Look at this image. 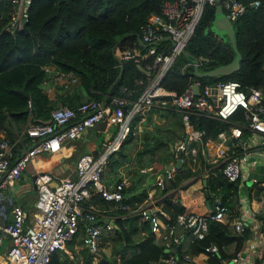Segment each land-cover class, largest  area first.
Wrapping results in <instances>:
<instances>
[{
    "label": "built area",
    "instance_id": "1",
    "mask_svg": "<svg viewBox=\"0 0 264 264\" xmlns=\"http://www.w3.org/2000/svg\"><path fill=\"white\" fill-rule=\"evenodd\" d=\"M6 1L12 8L4 29L13 34L27 20L31 0ZM260 1L252 0L250 5L255 7ZM217 2L232 24L243 15L248 5L243 0H164L160 11L148 13L139 27L138 37L143 44L138 38L137 42L145 50L134 41L116 50L119 66L122 60L130 58L147 60L143 66L146 82L135 99L115 95L105 102L91 98L75 107L61 104L51 110L50 118L44 122L27 120L20 131H15L12 139L0 135V247L7 241L0 251V264H49L55 251H67V242L77 233L81 218L92 221L98 218L94 211L84 210L86 199L94 193L109 201L123 198L126 177L106 183L103 175L108 157L128 133L130 121L146 108L157 106L180 114L185 136L173 147V154L182 163L194 164L200 158L210 160L211 165L219 168L228 180L240 181L238 187L246 184L245 179L256 165L264 164V87L244 90L240 82L233 79L202 86L193 80L181 92L162 85L164 75L186 48L205 7ZM199 63L198 58H191L185 61L182 69L189 65L199 66ZM43 67L49 71L52 81L64 88L78 82V75L72 70L62 71L53 64ZM134 81L141 84L144 78H135ZM194 83L200 86L198 94L193 90ZM45 89L49 91L51 87ZM164 95L169 97L163 98ZM235 112L237 115L231 124L213 136H206L205 130L196 126L198 117L228 121ZM102 119H106L107 124L116 123L118 129L97 153L85 152L78 156L74 177L55 182L51 171L36 170L37 198L32 211L14 201L7 189L13 188L21 171L36 155L60 150L66 140L81 137L85 129ZM210 146L214 155L207 153ZM171 178L172 171L168 170L156 176L155 185L164 187ZM150 202L138 210L150 221L152 231L160 235L166 246L179 243L186 231L195 238H202L207 232L209 219H226L227 205L219 196L214 198L212 210L206 213L184 210L176 215L174 222H169V215L161 206H152ZM245 222V213L238 211L234 229L242 230ZM112 226V222L105 221L85 227L83 245L94 257L100 250V235ZM178 226L181 233L177 232ZM257 244L258 240H254L252 246ZM216 250L217 246L211 244L204 252L208 254ZM184 259L188 260V255ZM241 259L240 252L232 258L233 262ZM162 260L164 264L178 261L174 256Z\"/></svg>",
    "mask_w": 264,
    "mask_h": 264
},
{
    "label": "trees",
    "instance_id": "2",
    "mask_svg": "<svg viewBox=\"0 0 264 264\" xmlns=\"http://www.w3.org/2000/svg\"><path fill=\"white\" fill-rule=\"evenodd\" d=\"M163 1L31 0L27 20L13 34L4 29L10 18V2L0 1L9 3H3L5 8L0 15V127H5L12 139L16 135L15 131H20L27 120L44 122L50 118L51 110L60 104L75 107L87 99L109 100L115 95L135 99L146 82L143 66L147 60L130 58L122 60L119 66L115 52L133 41L145 50L137 42L139 27L148 13L160 11ZM243 1L248 3L246 11L233 22L237 46L241 52L239 67L226 75L196 76L192 66L182 69L185 61L191 57L180 54L162 79L164 87L181 92L193 80L202 86L231 79L239 81L244 90L264 87V0L255 7L250 5L252 0ZM214 10L213 5L205 7L186 44L188 52L199 59L200 70H208L231 60L226 49L229 45L211 28ZM125 34L127 36L119 40ZM47 64H53L62 71H74L79 77L78 83L69 88L57 86L54 97H50L44 89L50 78L49 71L43 67ZM135 78H144V81L138 84L135 83ZM169 112L174 116L173 122L180 123V114L171 109ZM237 112L228 121L198 117L196 126L204 129L206 136H213L220 129L227 128L236 118ZM139 118V115L134 118L119 147L109 155L106 164L109 172H116L122 161L126 157L130 158L126 149L130 148L135 139L133 125ZM181 134L176 136H182ZM142 137L149 155H159V161L168 160L173 155L168 142L163 141L155 132L145 131ZM143 153L145 152L141 151L138 157ZM151 160L139 162L144 165ZM140 175L135 180L131 179L122 189L123 198L115 202L118 212L115 222L119 236L126 245H135L134 233L143 231L145 234L137 240L130 254L122 255L118 264H163L161 258L169 256L171 252L166 251L165 246L154 239L150 221L138 210V203L147 195L145 186L136 190L141 183ZM205 187L210 207H213L214 198L219 196L227 205L226 214L229 219H209L207 232L202 238L190 241L188 251L180 249L173 253L181 264H194L193 261L185 263V253L199 254L211 244H215L217 250L208 252L207 263L228 264V260L241 250L249 236L248 227L236 231L233 226L238 213L234 207L238 181L228 180L216 167L209 169ZM122 204L128 205V209L122 208ZM160 204L168 213L169 222H174L176 215L185 209L181 202L168 196L162 197ZM127 211L129 213L122 217L121 214ZM55 252L51 255L49 264H64Z\"/></svg>",
    "mask_w": 264,
    "mask_h": 264
},
{
    "label": "crops",
    "instance_id": "3",
    "mask_svg": "<svg viewBox=\"0 0 264 264\" xmlns=\"http://www.w3.org/2000/svg\"><path fill=\"white\" fill-rule=\"evenodd\" d=\"M0 3V15H2L5 8V4L3 3H6V5L9 3ZM47 82L48 84L44 87V89L47 87H51L49 91H46V89L45 91L48 95H50V97H54L57 86L62 85L58 82L52 81L51 78H49ZM77 83L78 82L72 84L71 86ZM101 100L105 102L107 99L104 98ZM164 111L168 110L166 108H162L160 110L158 107L155 106L146 108L145 110L137 114L140 116V118L136 122H139L140 119L145 116L146 112H149L150 114L151 112L164 113ZM137 115H135V117ZM134 118L130 121L129 127L131 126V123L133 122ZM167 118H172L173 121L174 116L169 113L167 114ZM153 124L156 125L157 122L153 121ZM181 128L182 139L185 136V130L183 125ZM117 129L118 125L115 131L109 130V124H107L105 129L102 131L94 130L89 127L85 132H83V135L81 137L66 140L62 144L60 150L54 153L39 154L33 159L32 162L27 165L25 169L21 171L20 177L14 182L13 188L8 187V192L12 195L14 201L20 202L22 205H24L27 210L32 211V208L34 207V203L37 198L36 191L34 192L32 186V181L36 170L51 171L54 175L55 182L61 178L74 177L76 173L75 163L78 156L84 152L97 153L98 150H100L104 146L107 141V138L115 134ZM0 135L9 137L7 129L5 127H0ZM141 144L142 148L140 149L139 153L141 151L148 152V149H146L144 143L141 142ZM139 153L135 156V160L129 159L128 162H125L124 166H127L125 167L126 170H124V166L121 168H119V166L116 172H111L110 170V177L105 180L103 178V180L105 182L107 181V183H114L117 180H120L122 177H126L127 184L125 186H127L131 179H137L138 175H140L138 173H144L140 175L142 177L141 183L139 184V187H136V190L142 188V186H145L144 188L147 191V195L140 203H138L139 207L147 205L150 201V205L159 207L161 206L160 202L162 197L168 196L174 200H178L179 202H181L185 208L184 210H193L200 213H206L212 210L213 207H210V202L209 204H207L206 202V200L209 199L206 197L207 192H205V190H207L205 187L206 177L208 175L207 170L216 168L213 167V164L211 165L212 162L210 160L202 159L199 164L194 163L193 166H189V162H185L182 163V166H185L186 168H183L182 166H175V162L177 161V159L175 158L174 154L168 160L165 159L159 161L160 158H158L159 155L157 154H150L148 156H145L146 154L143 153L138 157ZM207 153H209V155H214L213 147H208ZM154 155H157V157ZM151 157H153L151 162H147L144 165L139 162L145 160L146 158L149 159ZM136 161L139 164H137ZM169 164H172V167L170 169L167 168ZM106 170L107 165L105 171ZM168 170L172 171V178L169 181H166L164 187H159L155 185L156 176L164 174ZM238 184H240V181ZM23 185L28 187H23ZM125 186L123 187V189L125 188ZM28 189H31L36 195L31 204H27L26 195H22V191H27ZM115 202L118 201H111V203ZM111 203L103 201L97 193H94L90 198L86 199V201L83 203L84 210L94 211L95 213H97L98 218L94 221L90 219L87 220L86 218H81L77 233L73 236L71 240L67 242V251L58 250L55 252L64 264H114V262H116L115 264H118L119 260L122 258V255L125 256L127 254H130L132 249L135 248L137 240L143 234H145V232L141 231L138 233H134L133 238L135 241V245H126L123 241V238L119 236V233L117 231V224L115 222V217L118 216L117 204ZM121 207L128 209V205L126 204H122ZM234 207H236L235 209L237 210V212L243 211L245 213V227H248L249 229V236L245 239L241 250L238 251L240 252V255L243 257V259L238 260L237 262H233L232 259H229L228 264H264V164H258L257 166H255L251 170L246 184L242 183L239 186L238 195L236 196V202ZM129 211L121 214V216L125 217L129 213ZM226 219H229V215H226ZM226 219L220 221H226ZM105 221L112 222L113 226L110 229L103 231L100 235V250L98 252V255L94 257L89 252L87 247L83 245L82 238L85 233V227L89 224L102 223ZM181 231L182 229L178 226L177 232L181 233ZM110 234L114 235L110 236L109 239H114L119 242L118 248L114 249L113 245H111L112 247L110 246L111 251L109 246H103L101 244L102 237ZM153 234L154 239L159 243L163 244L165 246L166 251L171 252L169 256L174 257H176V255L173 253L178 252V250L180 249H187L185 251H188V245L190 244V241L195 238L190 232L186 231L183 232L182 239L179 243H171L169 244V246H166L165 243L161 240L162 238L159 234L154 232ZM104 239H107V237H105ZM254 240H258V244L252 246ZM122 247L123 249L121 250ZM114 251L117 253H113ZM185 255H188V260L184 259ZM185 255L183 256V260L185 261V263L193 261L194 264H208V254H206L204 251L196 255H191L190 253H185ZM162 258L161 261H163ZM176 264H181V262L178 261V263Z\"/></svg>",
    "mask_w": 264,
    "mask_h": 264
},
{
    "label": "rangeland",
    "instance_id": "4",
    "mask_svg": "<svg viewBox=\"0 0 264 264\" xmlns=\"http://www.w3.org/2000/svg\"><path fill=\"white\" fill-rule=\"evenodd\" d=\"M10 6L12 8V5L10 3ZM211 28H212V22H211ZM220 35L219 37H223L221 38V40L226 44V45H229L230 46V42H229V39L227 38V36L225 35L224 31H221L220 32ZM61 105V104H60ZM58 106V105H57ZM170 111V109H167ZM169 111H164L159 113V112H151L149 114V112L145 113V119L144 117H142V119H140L139 122H136L134 125H133V133L135 135V139L131 142L130 144V148L126 149V151L128 152V157L130 156L129 159H132V160H135V156L139 153L140 149L142 148V133L146 130L147 133L148 132H155V134L157 136H160L161 139L163 141H168V148L169 150L173 151V147L176 145V143L178 141L181 140V137L182 136H176L178 134H181L182 133V128L180 127L181 125V122H177V123H173L172 121V118H167V114H169L170 112ZM153 121L157 122L156 125L153 124ZM146 122V123H145ZM145 123V124H144ZM169 127H171L172 129H170ZM117 128V124L116 123H111L109 124V130L111 131H115ZM130 130V129H129ZM16 133V132H15ZM112 136V135H111ZM111 137L107 138V141L110 140ZM106 141V142H107ZM43 153H46V152H43ZM41 154V153H39ZM38 154V155H39ZM145 156H148L149 153L146 151L145 152ZM36 155V157L38 156ZM157 157V155H155ZM153 157L151 158H146V160L144 161H147V160H151ZM129 159H127V157L122 161L121 165L119 168L123 167L125 165V162H128ZM202 161V158L199 159V161H197L195 164H199L200 162ZM137 162V161H136ZM135 163V162H134ZM137 164H139L137 162ZM189 166H193V164H189ZM257 166V165H256ZM127 166H124V170H126ZM110 177L109 175V170H106L105 173H104V180L105 179H108ZM245 182H247V179H245ZM107 183V181H106ZM23 187H28V186H24ZM25 190V189H24ZM22 191V195H26V203L27 204H31L35 198V193H33V191L31 189H28L27 191ZM114 234H110V235H107V236H103L102 239H101V244L104 246H111L113 245L114 246V249L115 248H118L119 247V242L114 240V239H109L110 236H112ZM105 237H107V239H104ZM7 241H5L3 243V245L0 247V250L3 249V247L6 245ZM112 247V246H111ZM111 247H110V251H111ZM113 253H117V252H113ZM111 261V260H109Z\"/></svg>",
    "mask_w": 264,
    "mask_h": 264
},
{
    "label": "water",
    "instance_id": "5",
    "mask_svg": "<svg viewBox=\"0 0 264 264\" xmlns=\"http://www.w3.org/2000/svg\"><path fill=\"white\" fill-rule=\"evenodd\" d=\"M214 9L215 10H214V17L212 20V30L217 34V36H221L220 32L224 31L225 35L227 36V38L229 39V42H230V46H227L226 49L229 52L231 60L227 63L217 65V66H215L211 69H208V70H200L198 65H194L193 66V73L196 76H209V75H214V74H223V75L225 74L226 75V74H229V73L235 71L239 67V64L241 61V52L237 46V41L235 38V32H234L232 22L224 13L220 2L215 3ZM126 36H127V34H125L124 36L119 38V40L123 39ZM167 37H169V36H167ZM137 38H138V42L140 44H143L141 42L140 37H137ZM182 54L188 55L191 58L196 59V57L192 56L186 48H184L182 50ZM193 90L196 94L199 93L200 86L198 83L193 84ZM106 126H107L106 119H102L100 121L95 122L94 125L91 126V129L102 131L105 129ZM87 129H85L84 132ZM175 166H177V167L182 166V162L180 159L175 162ZM171 167H172V164H169L167 166L168 169H170ZM204 183H205V180H204ZM32 186H33V190L35 192L36 191V184L34 182V177H33V181H32ZM205 192H207V190H205ZM206 202H207V204H209V200H206ZM177 263H178V261H177Z\"/></svg>",
    "mask_w": 264,
    "mask_h": 264
},
{
    "label": "clouds",
    "instance_id": "6",
    "mask_svg": "<svg viewBox=\"0 0 264 264\" xmlns=\"http://www.w3.org/2000/svg\"><path fill=\"white\" fill-rule=\"evenodd\" d=\"M113 135H114V134H113ZM113 135H112V136H113ZM112 136H111V137H112ZM84 153H85V152H84ZM81 154H82V153H81ZM226 215H227V214H226Z\"/></svg>",
    "mask_w": 264,
    "mask_h": 264
}]
</instances>
